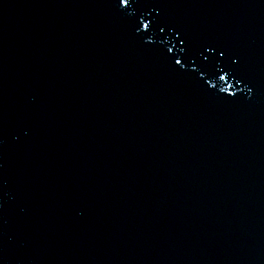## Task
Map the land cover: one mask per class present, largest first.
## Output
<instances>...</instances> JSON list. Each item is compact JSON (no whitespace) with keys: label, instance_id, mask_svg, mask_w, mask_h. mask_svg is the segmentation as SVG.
<instances>
[{"label":"water","instance_id":"water-1","mask_svg":"<svg viewBox=\"0 0 264 264\" xmlns=\"http://www.w3.org/2000/svg\"><path fill=\"white\" fill-rule=\"evenodd\" d=\"M0 264H264V0H0Z\"/></svg>","mask_w":264,"mask_h":264},{"label":"snow or ice","instance_id":"snow-or-ice-1","mask_svg":"<svg viewBox=\"0 0 264 264\" xmlns=\"http://www.w3.org/2000/svg\"><path fill=\"white\" fill-rule=\"evenodd\" d=\"M121 2L123 3V2H124V0H121ZM177 63H179V61H177Z\"/></svg>","mask_w":264,"mask_h":264}]
</instances>
